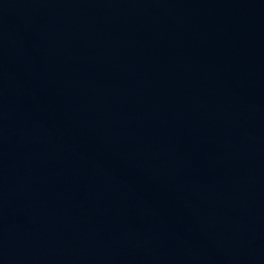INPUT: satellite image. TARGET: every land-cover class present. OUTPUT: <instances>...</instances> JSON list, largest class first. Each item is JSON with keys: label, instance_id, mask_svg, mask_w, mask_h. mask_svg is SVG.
I'll return each instance as SVG.
<instances>
[{"label": "water", "instance_id": "95a60500", "mask_svg": "<svg viewBox=\"0 0 264 264\" xmlns=\"http://www.w3.org/2000/svg\"><path fill=\"white\" fill-rule=\"evenodd\" d=\"M0 264H264V0H0Z\"/></svg>", "mask_w": 264, "mask_h": 264}]
</instances>
